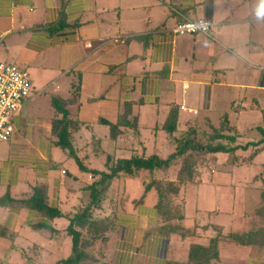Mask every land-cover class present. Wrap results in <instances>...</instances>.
Wrapping results in <instances>:
<instances>
[{
    "label": "crops",
    "instance_id": "crops-1",
    "mask_svg": "<svg viewBox=\"0 0 264 264\" xmlns=\"http://www.w3.org/2000/svg\"><path fill=\"white\" fill-rule=\"evenodd\" d=\"M262 8L264 0H0V61L25 69L39 89L14 118L10 141L0 143V201H13L0 205V264H56L66 259L71 251L66 219L51 223L54 234L34 230L33 225L49 221L18 201L44 185L50 206L73 212L86 201L84 188L95 179L52 144L55 111L50 101L37 103L40 92L50 87L51 96L64 99L78 87L76 103L68 111L80 124L73 134L74 147L90 170H102L107 156L168 157L174 143L161 127L172 105L179 108V133L190 127L210 133L226 116L236 144L247 145L234 155L210 156L197 165L193 180L181 186L176 196L183 202L180 225L196 229L185 238L157 230L155 191L138 202L144 192L142 178L115 179L104 206L116 220L105 247L110 263H186L189 246L208 245L218 231L228 235L262 228L257 215L264 205V142L259 131L264 127V18H257ZM196 20L212 21L214 27L208 34L171 32L177 23ZM129 103L125 121L134 122L135 128L119 127L121 133L110 138L109 127L101 121L115 125ZM254 131L261 137L241 140ZM177 169L172 166L156 178L175 181ZM204 185L214 188L215 203L224 207L211 213L212 223H186V192L192 188L197 196V187ZM241 204L247 219L257 217V227L224 230L217 216L232 218ZM218 253L213 264H264V244L220 240Z\"/></svg>",
    "mask_w": 264,
    "mask_h": 264
},
{
    "label": "trees",
    "instance_id": "trees-1",
    "mask_svg": "<svg viewBox=\"0 0 264 264\" xmlns=\"http://www.w3.org/2000/svg\"><path fill=\"white\" fill-rule=\"evenodd\" d=\"M73 88L70 98L64 99L55 95L50 99L51 107L55 111V116L51 121L52 144L59 148L67 158L72 159L81 172L95 176V179L84 188L88 193V198L81 202L73 212L63 213L58 208L50 206L46 186L40 185L34 188L33 194L29 198L18 201L21 207L37 212L49 221L50 224L40 222L33 225L34 230L45 229L54 234L56 230L51 226V223L58 218L66 219L65 234L70 240L71 251L66 259H60L56 264H112L106 259L105 247L115 229L116 220L113 214H106L104 206L112 183L118 178L143 179L144 192L138 202H141L150 190L155 191L157 198L155 209L160 221L157 230L161 234L165 236L177 234L182 238L194 235L195 228L186 229L180 225L184 218L183 202H178L176 196L179 194L181 186L193 180L198 164L207 162L212 155H234L236 150L247 148V145L241 147L236 144V135L234 130L229 127L227 117H223L220 126L212 128L210 133L199 132L194 127L179 133V108L172 105L161 127L174 143V151L168 157L162 159L157 155L149 157L142 155L132 156L129 159H114L107 156L102 170H90L83 165L73 144V134L80 128L77 121L70 119L68 111V106L75 104L78 96V87L73 86ZM130 108V103L125 105L124 113L115 125L101 121L102 124L109 127L110 138L115 139L121 133L119 127L135 128L134 122L125 121ZM259 131L263 137L262 142H264V127ZM201 138H203L202 141H200ZM257 145L258 143H255L252 146ZM254 154L255 152L249 156V159ZM231 160L237 162L238 158L233 156ZM172 166H178L175 181L156 178L159 172H167ZM261 198L264 202V194ZM12 202V199L6 197L0 201V205L4 206ZM257 215L264 222V205L257 209ZM220 240L235 242L242 246H262L264 244V226L247 233L223 235L218 231L206 246L191 244L186 263L166 261L165 264L216 263L219 260L218 242Z\"/></svg>",
    "mask_w": 264,
    "mask_h": 264
},
{
    "label": "built area",
    "instance_id": "built-area-1",
    "mask_svg": "<svg viewBox=\"0 0 264 264\" xmlns=\"http://www.w3.org/2000/svg\"><path fill=\"white\" fill-rule=\"evenodd\" d=\"M214 23L208 20L177 23L171 32L177 36L208 34ZM29 73L15 64L0 61V143L10 141L14 133V118L31 95Z\"/></svg>",
    "mask_w": 264,
    "mask_h": 264
},
{
    "label": "rangeland",
    "instance_id": "rangeland-1",
    "mask_svg": "<svg viewBox=\"0 0 264 264\" xmlns=\"http://www.w3.org/2000/svg\"><path fill=\"white\" fill-rule=\"evenodd\" d=\"M31 79L32 78H30L32 90H31L30 98H32V96L34 94H36L34 92L38 89L37 80L34 79L35 82H32L33 80H31ZM33 83L35 84L34 86H33ZM38 91H39V89H38ZM51 92H52V87H50L49 89H44V92H40V98H39V101L37 103L40 104L41 101L42 102L50 101V99L52 97ZM45 99H46V101H45ZM49 104L51 106L50 102H49ZM215 117L216 116L212 117L213 122H216V120L218 119ZM246 136L250 137L251 140L258 139L261 137L260 134L256 133V131H254L251 134H246L245 137L241 138V140L245 142V140L248 139V138H246ZM252 138H254V139H252ZM202 139L203 138H201L200 141H202ZM205 175L206 174H204V178H206ZM197 188H199V189H197ZM197 188H196L198 191L197 196H196V193H194L193 190H191L192 188H189L190 191L186 192V206H185V216H186L185 219L187 221L186 223H190L192 221L195 222L196 220L201 222V223H204V224L212 223V222H214V221H212V220H214V217L212 216L211 213L214 212V210L216 209L217 206L224 207V205L220 204V203H215L214 198H213L214 197L213 196L214 195V188H210L207 185L197 187ZM203 193H204V197L201 200H199V196H201ZM216 196H218V194ZM220 197H223V196L220 195ZM197 200H199V201H197ZM106 204L107 203H105V205ZM196 209H198L199 211H196ZM200 209H202V210H200ZM205 210H207L208 212ZM220 214L217 216L216 220L218 222H221L224 225V230H228V228L230 226H232V230H248L249 228L257 227V221H258L257 217L256 216H249L247 219V216L245 217V215L242 213V204H241V206H238V205L236 206V209H235V212H234L232 218H230V214H226V213L221 214V215ZM219 216L221 218H219ZM254 223H256V224L253 225Z\"/></svg>",
    "mask_w": 264,
    "mask_h": 264
},
{
    "label": "clouds",
    "instance_id": "clouds-1",
    "mask_svg": "<svg viewBox=\"0 0 264 264\" xmlns=\"http://www.w3.org/2000/svg\"><path fill=\"white\" fill-rule=\"evenodd\" d=\"M257 18H264V8L260 9L258 12H257Z\"/></svg>",
    "mask_w": 264,
    "mask_h": 264
}]
</instances>
